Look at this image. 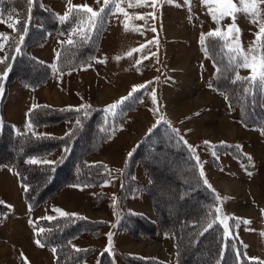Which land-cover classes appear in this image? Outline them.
Returning a JSON list of instances; mask_svg holds the SVG:
<instances>
[{"label": "trees", "instance_id": "16d2710c", "mask_svg": "<svg viewBox=\"0 0 264 264\" xmlns=\"http://www.w3.org/2000/svg\"><path fill=\"white\" fill-rule=\"evenodd\" d=\"M110 11L111 9L106 10L97 26L92 28L89 26L91 14L85 13L83 9L70 10L67 19L62 21L60 17L64 16L43 5L41 0H32L31 3L29 0H0L2 21L13 25L12 34L3 44L4 58L0 60V142L6 143L7 151L5 155H0V166L14 168L24 185V199L31 209L38 208L67 186L89 189L104 186L108 178V167L100 162L91 163L89 159L101 150L117 133L122 123L136 111L143 88L130 92L131 97L123 103L120 100L116 104L115 114L106 111L107 108L36 105L28 112V119L35 126L73 122L70 131L62 136H53L14 132L1 115L7 86L14 81H21L35 88L48 81V64L37 60L29 54L28 49L45 41L49 34L56 33L65 39L59 45L56 58V68L60 73L77 72L88 67L100 49ZM69 39L73 43L69 44ZM17 48L19 52L16 51ZM204 49L214 65L212 85L215 90L224 95L229 108L235 112L237 121L243 127L257 129L264 137L262 89L245 79L249 76L240 75L241 54L231 51L227 42L217 37H206ZM237 76L240 79H236ZM245 88H249L248 93L243 91ZM124 97H129V94ZM223 150L230 154L238 151L233 146H224ZM54 151H60L55 162L29 163L34 156L47 157ZM158 157L165 163L171 161L186 168L187 173L181 171L179 174L190 180L175 186L172 192L176 201L187 203L186 217L177 215L171 221L167 212L162 211L172 196L167 200L155 194L157 167L154 160ZM196 157L193 149L173 127L159 122L143 135L124 159L119 179L120 202L137 190H142L147 195L161 231L173 239L177 264H226L228 261L231 264H261L247 260L233 229L229 227V233L226 234L221 224L215 221L219 199L213 188L204 184L205 178L201 176L199 159ZM183 191L187 194H183ZM95 196L99 201L106 198L105 193L96 192ZM195 202H198V206L191 204ZM209 224L212 226L207 227ZM107 225L102 220L77 215L39 218L32 224L37 241L56 249L53 252L54 264H82L95 252H98L96 264H115L116 255L111 248L95 250L78 245L83 238H98ZM40 229L43 232H39ZM113 230L125 231L132 238L153 239L156 236L154 222L131 211L120 214L114 222ZM204 237L205 239H201ZM203 240L207 243L203 244ZM197 244L201 247L195 248ZM195 253H201L198 260L194 259ZM119 256L128 264H163L155 259L128 254Z\"/></svg>", "mask_w": 264, "mask_h": 264}, {"label": "rangeland", "instance_id": "374dc122", "mask_svg": "<svg viewBox=\"0 0 264 264\" xmlns=\"http://www.w3.org/2000/svg\"><path fill=\"white\" fill-rule=\"evenodd\" d=\"M42 4L53 9L54 12L58 13L60 16L68 15L69 11L76 9V6L87 5L96 9H100L104 5V0H41ZM237 7H244L241 5L239 0H234ZM119 7L123 9L122 12H118L116 7H114V15L116 20V27L118 26L117 34L123 36L124 38H131L129 42L124 43L125 46L130 47L131 53L126 57L124 61L132 62L136 56H141L144 51L141 46L144 45L138 40L148 36H156L157 34H165L163 30V25L165 23H177V30L180 24H194L196 28L202 31L204 35L203 50L207 58L206 50L204 49L205 38L208 37V33L216 29H220L222 32H227L230 25H235L238 28V32L232 33L227 39V45L231 49L236 47L238 42L241 54V64L243 61V56L249 58V63L252 62V57L256 58L257 67L259 65V57L264 54V35L258 37V33L261 27H264V2L257 3L256 12L258 14L252 15L246 13L245 11H240L235 14V18L231 16H220L221 10L225 7L224 4L209 3L205 4L202 0H117ZM83 9V8H79ZM97 10V11H98ZM214 12L217 16V20L213 19L210 14ZM142 17V18H138ZM109 21V20H108ZM255 21V22H252ZM11 22H6L0 20V34H3L2 39H0V44H4L5 39H7L13 32V26ZM108 25V24H107ZM155 29V31H153ZM65 40L62 35L59 34H49L47 39L39 44L32 46L28 49L29 54L35 57L37 60L44 62L49 65L51 71H54L53 65L56 66L57 52L60 43ZM145 46V45H144ZM139 49L140 51H137ZM249 49H254V51H249ZM137 51V52H136ZM130 57V58H129ZM4 58V47L0 49V60ZM211 61V59H210ZM212 63V61H211ZM148 62L145 61L141 65L137 63L136 69L141 66H147ZM213 65V63H212ZM214 68V65H213ZM241 69V68H240ZM56 71L57 68H56ZM59 72V71H58ZM215 70L213 71L214 75ZM60 73V72H59ZM59 73L55 72V76L48 82L44 87L30 88L25 83L21 81H14L12 84L7 86L6 94V104L9 108H20L13 112L12 118L21 119L22 109L28 104H39L45 103V101L51 105L66 107V106H80L90 102H77L71 91L67 92L61 85L60 78L64 76H72L77 72L70 73ZM253 73H251L252 75ZM212 75V76H213ZM63 78V77H62ZM212 80V78H211ZM91 85V84H90ZM87 86V85H86ZM37 88V89H36ZM88 88V87H87ZM76 89L78 87L76 86ZM73 91V89L71 88ZM3 91V87H2ZM90 100H94L92 106H100L104 102H98V97L94 93L93 86L88 89ZM264 94V89H262ZM93 92V95H92ZM56 94V96H54ZM197 94V93H196ZM97 98V99H96ZM60 99V100H59ZM59 100V101H58ZM87 100V99H86ZM89 100V101H90ZM141 103V102H140ZM161 104V105H160ZM140 105V104H139ZM167 102H157V113H160L162 107L165 108ZM193 105L202 106V104L193 103ZM264 107V105H263ZM138 108V107H137ZM197 108V107H196ZM195 108V109H196ZM151 112L155 113V109H149ZM233 111V110H232ZM233 113H235L233 111ZM9 116V117H11ZM136 116V115H135ZM134 116V117H135ZM143 119V118H142ZM136 124L133 126V130L130 131L129 136L134 139L137 138L141 132L148 126V120L141 121L136 119ZM24 123L28 128H32L26 117L24 116ZM73 124L70 122H63L55 127H60L56 129L57 132H62L64 129H68L69 125ZM220 128H213L208 125V128L203 133L207 136L208 140H213L215 137L214 129H216L222 136L229 139L226 141L225 146H233L236 150L234 154L218 153L217 165L216 161H213L212 155H206V151L213 154L212 150L207 148H199L197 156L200 164V169L203 172L204 178L209 182L213 188L216 198L219 199L216 209H220L216 212V222L221 224L225 229L227 225V233H229V227L233 229L234 235L241 242L242 254L247 260L256 261L264 264V223H263V212H264V137L261 135L260 131L254 128L248 129H237L233 124H229L227 121L223 123ZM24 125V124H23ZM39 132H43V129L49 126H42ZM18 130L21 131L20 125ZM24 130V129H22ZM52 131L53 129H48ZM224 133V135H223ZM132 141V140H131ZM128 140H123L122 142L115 141V143L107 146L104 150L92 159H89L91 163L102 160L108 163V178L104 186L99 189H82L81 193L78 194L75 191L67 190L66 195L60 196L62 200H71L73 207L76 208L77 214H86L91 218L98 220H105L108 224L106 228L103 229V233L98 238H83V240L78 242L81 247H91L93 249H102L103 247L112 248L114 251H124L130 254H134L142 257H154L157 260H163L166 264H177L175 257L174 247H172V237L169 238L166 234H162L159 226L157 225L158 236L156 240L146 241V240H133L126 236L119 235L120 232H114L113 226L114 222L118 219L123 211H133L140 213L148 217L151 216L150 209L146 202H149L142 190H137L133 192L129 197H126L123 202L119 200V187H120V172L122 168V154L127 150L129 144ZM6 143L0 142V155L6 154ZM240 152V153H238ZM222 154V155H221ZM251 157V160L248 159ZM53 158L52 160H50ZM57 159L56 154L50 156V158L45 157V155L34 156L30 160H35L36 163H42L45 161L55 162ZM29 160V161H30ZM155 166L157 167L155 172L156 187L155 194L161 199H169L167 205L163 207V212H167V216L174 221L177 215H182V217L187 216V210L185 209L187 203L181 200H175L173 196V188L175 186L187 183L190 178H185L179 173L181 171L186 172V168L177 165L175 162H166L156 158L154 160ZM157 164V165H156ZM160 165V166H159ZM221 171H217L216 167ZM251 175H248V173ZM19 179V177H18ZM12 187L15 189L14 183L11 180ZM19 184L24 191V185L19 179ZM79 189V188H73ZM5 189L0 188V196H6ZM105 193V200L99 201L95 196V193ZM183 194L187 192L183 191ZM79 198L80 204L76 201V197ZM74 197L76 203H74ZM59 198L55 200V208L64 211L68 205H64ZM27 202V201H26ZM95 202V203H94ZM190 203V202H188ZM52 203H49L50 205ZM95 204H97L95 206ZM197 204L198 202L191 203ZM42 205V204H41ZM40 205V206H41ZM39 206V207H40ZM47 206V205H46ZM192 206V207H196ZM70 207V208H73ZM0 219L3 217L7 218L6 214L10 212L6 205L0 204ZM30 208V207H29ZM186 210V211H185ZM28 213V224L31 229V235L27 233L25 225L21 224L19 221L13 224H7L4 228L0 229V234L3 237L9 239L11 243H17L13 238V231H16V238L18 240L24 241L25 245L29 242L37 244V240L33 235L32 224L38 218H48L52 217L49 214L53 213L50 211V207H41L36 209H29ZM48 213V214H47ZM189 213V212H188ZM59 214V213H57ZM149 214V215H148ZM30 221L32 222L30 224ZM244 221H249L250 223H245ZM226 233V230H224ZM109 234H111V241H109ZM201 239H205L201 238ZM200 239L198 241V244ZM203 244L207 241L203 240ZM196 245L195 248L201 247V245ZM22 245V244H21ZM4 247V250H0V259L6 264L10 261L9 247L5 246L4 243H0V249ZM193 247V246H192ZM50 253L49 256L45 253L44 257L46 261L42 264H53L52 260L53 251L49 247L47 248ZM44 253V252H43ZM98 252L90 255L85 259L82 264H96L98 258ZM114 255V254H113ZM115 256V255H114ZM201 256V253H195V260ZM87 260V261H86ZM119 264H125L123 260L119 257ZM13 262H10L12 264ZM23 264H32L26 258L23 259ZM226 264H231L229 261Z\"/></svg>", "mask_w": 264, "mask_h": 264}, {"label": "crops", "instance_id": "0c3cea01", "mask_svg": "<svg viewBox=\"0 0 264 264\" xmlns=\"http://www.w3.org/2000/svg\"><path fill=\"white\" fill-rule=\"evenodd\" d=\"M97 10L98 9H96V11ZM108 20V25L103 36L100 49L91 64L83 70L77 71V73L73 74L70 77L63 75V78L61 77L60 81L58 82H61V85L64 87L63 89L65 91H71L77 102L90 103H86L80 106L72 105L66 107L108 108V106L117 104L124 96L132 92L134 86L136 87V90L143 88L142 98L140 101L141 103L136 111L131 113L129 118L122 123L117 133L103 145L100 151L102 152L104 148L115 143V141H118L120 143L123 140H128L129 143L132 140L127 150L122 153L124 154L122 159L123 163L126 155L143 137V135H145L149 130L156 126L158 122H165L173 127L189 146H192L191 148L197 156L199 155V148H207L208 150H212L213 152H215L213 154H210L208 151H206L207 157L212 155V157H210L214 159L213 161H216V163H218L217 161L220 160L217 159V157H219L218 153H223V148L225 145H228L226 144V141H228L229 139L225 138L216 129H214V139L211 141L208 140L207 136L203 135V133L208 128V125L210 127L212 126L213 128H220L221 125H224L223 123L227 121L229 124H233L240 131L241 129H245V127H243L237 121L235 113H233V111L229 108L224 95L217 92L212 85L211 78L214 68L210 59L207 58L203 50V43L201 42L202 31L196 28L194 24H180L179 27L181 28L177 30V23H169L170 25H168V23H165L163 25L165 34H157L156 36H148L142 38L141 40H138L137 43L142 41V43L145 45V47L140 49L143 50L144 53L141 56H136L134 58V61L126 62L124 60L131 53V49L130 47L125 46L124 43L129 42L131 38H124L123 36L117 34V30L119 27H116L114 7L111 8ZM145 57H147V59H145ZM145 61L148 62L147 66H141L138 69L135 68L137 63H140L141 65ZM243 62L244 61H242V63ZM55 72L59 73L56 70L51 71L50 69V77L48 81L44 85H42V87L47 85L52 77L55 76ZM251 73V68L241 67L240 69L241 76H251ZM59 74L61 75V73ZM209 85H211V87ZM76 86L78 87V89H76ZM90 86H93L95 92L94 94L98 97L97 103L104 102L102 105L92 106L94 104V100L91 101L89 93H86L89 92L88 89H90ZM71 88L73 89V91L71 90ZM54 96H56V94ZM162 100L164 102H167V105L165 108L162 107L160 113H157V102L161 103ZM262 102L264 105V94ZM193 103L202 104V106H191ZM40 104L57 107L56 105H51L46 101L45 103H39L35 105L28 104V106L25 107V110L22 109L23 114L21 116V119H16L12 118L13 112L17 111L20 108H9L6 104L5 98V101L3 102L1 107V115L3 116L5 121L11 125L16 134L29 132L33 135L47 134L53 136H62L66 132L70 131V129L72 128V124L69 123L67 124L69 125V128L64 129L62 132L56 131V129L61 127H55L57 125L49 126L48 128L43 129V132H39V130L43 127L35 126L32 122H30L28 119V112L36 105ZM151 108L155 109V113L149 110ZM24 116L26 117L32 128H28L27 125H25ZM136 119L141 121L148 120V126L143 130V132L140 133L137 138L134 139L133 137L129 136V134L130 131L133 130V126L137 122L135 121ZM19 125L21 131L18 130ZM48 129L53 130L49 131ZM205 141H209L210 145H206L204 143ZM221 142H224L223 146H221ZM99 152L96 155H99L101 153ZM59 153L60 151H54L53 153L48 155L47 158H50V156L53 154H56V156H58ZM96 155H94V157ZM92 158L93 157H91L90 159ZM52 159L53 158H51L50 160ZM96 162L103 163L109 168L108 163L103 162L102 160ZM216 169L220 172L222 166L220 167V169H218L217 167ZM11 180L14 183L15 189L12 187ZM0 188L5 189L4 191L7 194L4 197L0 196V204L6 205L10 210V212L6 214L7 218L3 217L2 219H0V229L4 228L7 224H13L14 222L19 221L21 224L25 225L27 233L31 235V229L29 228V222L27 220V212L30 208L24 199L23 190L19 184L17 173L12 166H0ZM73 188L79 189L77 190ZM82 189L86 188L77 186L64 187L38 208L50 207V211H53L52 214H49L50 216H52L51 218L59 216L60 214H57L58 212L54 211V209H56L54 206V204H56L55 200L59 198L58 201H60L64 205L73 207L74 205L71 203L72 201L70 199L62 200L60 196L66 195L67 190H72L80 194ZM145 196L148 199L146 194ZM75 197L77 199L76 201L80 204L79 198H77L76 195ZM75 197L74 203H76ZM49 203L52 204L48 205ZM146 203L151 212V216L148 214L149 216L147 217V219L153 221L156 225L155 238H132L125 231H121L119 235L126 236L127 238L133 240H156L157 236L159 235L157 232V218L151 207L150 201ZM96 205L97 204H95V206ZM70 207H66V209H64V212L70 214L75 213L77 216H83L89 219L98 220L86 216L85 213L77 214L76 211H74L76 210V208ZM32 233L34 235V232ZM162 234L165 233L162 232ZM12 236L17 241V243H11L9 239H7L6 237L4 238L3 235L0 234V243H4L5 246L9 247L10 259L12 260L10 262H13L12 264H23L24 258H26L28 261H31L32 264H42L44 261H46L44 257L45 253L50 258V253L47 250V248L49 247L41 246V244H35L33 242H29L28 245H25L24 241L18 240L16 238L15 230L13 231ZM166 236L169 238L168 234H166ZM171 244L172 247H174V242H172ZM3 248L4 247H2L0 250H4ZM173 250L175 252V248ZM113 252L116 255L114 259L115 264H119L120 254H128L139 258L157 260V258L154 257L137 256L120 250L117 252L113 250ZM158 261L166 264V262L163 260ZM10 262L8 264H10ZM122 262L128 264L124 260ZM0 264H6L4 262V258L3 260L0 259Z\"/></svg>", "mask_w": 264, "mask_h": 264}, {"label": "snow or ice", "instance_id": "6c2138e0", "mask_svg": "<svg viewBox=\"0 0 264 264\" xmlns=\"http://www.w3.org/2000/svg\"><path fill=\"white\" fill-rule=\"evenodd\" d=\"M29 2L31 3L32 0H29ZM155 2V0H153V3ZM203 3L205 4H209V3H216V4H224L225 7L221 10L220 12V16L223 17V16H231L234 20L235 18V14L237 12H240V11H245L246 13H250L252 15H256L258 14L256 12V5L257 3H260V2H264V0H239L240 4L241 5H244V7H237L236 6V3L234 2V0H202ZM116 7L117 11L118 12H122L123 9H121L119 7V4L117 3V0H104V7H102L99 12L97 11H94L92 7L90 6H87V5H83V6H76L77 9L79 8H83L84 12L85 13H90L91 16L89 18L90 20V24L89 26L92 27V28H95L97 26V22L99 20H101L103 18V14L105 13L106 10H110L111 7ZM212 16H213V19L214 20H217V16L214 12H211L210 13ZM138 18H142V17H138ZM60 19L63 21V20H66L67 19V14L64 16V17H60ZM0 20H2V17H0ZM252 22H255V21H252ZM17 23H19V21H17ZM10 27H12L13 25L9 24ZM153 31H155V29H153ZM238 28L233 24V25H230L227 32H222L219 28L214 30V31H211L209 32L207 35L209 37H217V38H224V39H227L229 36L232 35V33L234 32H238ZM258 37L259 36H262L264 35V27H261L260 30H259V33L257 34ZM4 38L3 37V34H0V39ZM204 41V35L202 34L201 36V42L203 43ZM68 43L71 44L73 43V41L71 39L68 40ZM4 47L3 44H0V49H2ZM145 47L144 45L141 46V48ZM231 51H236V52H242V49H240L239 47V44L237 42L236 44V47L233 48V49H230ZM17 52H19V48L16 49ZM137 51H139V49H137ZM249 51H254V49H249ZM145 59H147V57H145ZM243 63L240 65L241 67H245V68H251V71H252V75L245 78L246 80H248L251 84H254L256 85L257 87H260L261 89H264V54H261V56L259 57V65L257 67V64H256V58L255 57H252V62L249 63V58L247 56H244L243 57ZM53 69L56 70V66L53 65ZM236 79H240L238 76ZM234 83L236 82V80L233 81ZM211 87V85H209ZM136 91V87L134 86L133 87V92ZM245 93H248L249 92V88H245L243 90ZM132 95V93H129V97H124L121 99L120 103H123L124 100L130 98ZM117 108V105L116 104H113L111 106H108V108L106 109V111H110L112 112L113 114H115L114 110ZM77 123L79 124V120L77 121ZM159 123V122H158ZM71 135V134H69ZM185 143H187L185 141ZM206 145H210V142L209 141H205L204 142ZM224 145V142H221V146ZM190 148L192 146H189ZM131 155V153L129 154ZM196 159L198 160V157H196ZM249 160H251V157H248ZM29 163H36L35 160H30ZM248 175H251V173L249 172ZM201 176H203V172L201 171ZM204 184L207 185L209 188L211 187V185L208 184V181L206 179H204ZM54 211L58 212L61 216H64V217H68V216H75L76 214L75 213H67V212H64L62 211L61 209H54ZM216 212H219L220 209H215ZM48 219H51V217H48ZM245 223H250L249 221H244ZM32 222L30 221V224ZM212 225L209 224L207 227H211ZM206 230V229H205ZM225 230H226V234H227V225H225ZM39 232H43V229H40ZM109 241H111V234H109ZM41 242L38 240L37 241V244H40ZM43 246V245H41ZM75 247V246H73ZM77 251H79V249H76ZM52 251L55 253L56 252V249L53 248Z\"/></svg>", "mask_w": 264, "mask_h": 264}, {"label": "bare ground", "instance_id": "6f19581e", "mask_svg": "<svg viewBox=\"0 0 264 264\" xmlns=\"http://www.w3.org/2000/svg\"><path fill=\"white\" fill-rule=\"evenodd\" d=\"M223 135H224V133H223ZM8 182V181H7Z\"/></svg>", "mask_w": 264, "mask_h": 264}]
</instances>
